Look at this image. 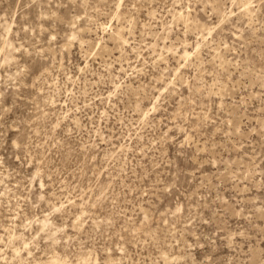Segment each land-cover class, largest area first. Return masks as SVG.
Wrapping results in <instances>:
<instances>
[{
  "label": "rangeland",
  "instance_id": "obj_1",
  "mask_svg": "<svg viewBox=\"0 0 264 264\" xmlns=\"http://www.w3.org/2000/svg\"><path fill=\"white\" fill-rule=\"evenodd\" d=\"M264 264V0H0V264Z\"/></svg>",
  "mask_w": 264,
  "mask_h": 264
},
{
  "label": "bare ground",
  "instance_id": "obj_2",
  "mask_svg": "<svg viewBox=\"0 0 264 264\" xmlns=\"http://www.w3.org/2000/svg\"><path fill=\"white\" fill-rule=\"evenodd\" d=\"M41 264H66L63 259H61L58 256H52L48 260L41 262ZM82 264H87L86 262H83Z\"/></svg>",
  "mask_w": 264,
  "mask_h": 264
}]
</instances>
